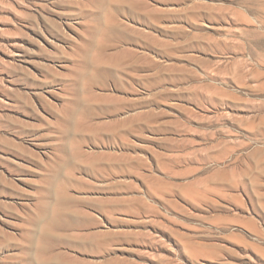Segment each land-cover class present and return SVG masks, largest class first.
Instances as JSON below:
<instances>
[{
	"label": "rangeland",
	"instance_id": "374dc122",
	"mask_svg": "<svg viewBox=\"0 0 264 264\" xmlns=\"http://www.w3.org/2000/svg\"><path fill=\"white\" fill-rule=\"evenodd\" d=\"M0 264H264V0H0Z\"/></svg>",
	"mask_w": 264,
	"mask_h": 264
}]
</instances>
